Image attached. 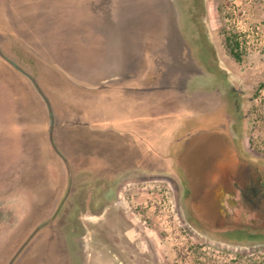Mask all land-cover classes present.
I'll return each instance as SVG.
<instances>
[{
	"label": "rangeland",
	"instance_id": "1",
	"mask_svg": "<svg viewBox=\"0 0 264 264\" xmlns=\"http://www.w3.org/2000/svg\"><path fill=\"white\" fill-rule=\"evenodd\" d=\"M192 2L0 0V264H264L246 165L194 132L231 98L242 158L264 166V0H200L204 59Z\"/></svg>",
	"mask_w": 264,
	"mask_h": 264
},
{
	"label": "flooded vegetation",
	"instance_id": "2",
	"mask_svg": "<svg viewBox=\"0 0 264 264\" xmlns=\"http://www.w3.org/2000/svg\"><path fill=\"white\" fill-rule=\"evenodd\" d=\"M230 94L233 95L231 90L228 95L230 96ZM236 103L237 101L229 98L227 102H225L224 106L218 108L211 114L203 116V118L199 120L198 129L194 130V132L195 134L200 133L202 136L199 138V143L196 146L202 149L204 155L208 154V150H215V152H211V154H213V157H215L217 165L224 164L229 166V169H235L236 165L239 167L240 164H245L247 172L246 177L248 176L249 182V192L253 197L258 196L259 200L262 202V208L264 210V173L261 171L262 166L259 163V167L256 165H251L246 163L247 160L242 158L244 151L238 140L236 131ZM187 137L188 135L186 136V139L189 143L190 138H196L197 136H193L190 133V136L188 138ZM190 199L189 205L192 206L193 202H190ZM200 199L201 190L199 193L195 192V203H193L195 208H199ZM145 245V250L150 252L151 247L148 241H146ZM137 248H139L138 245Z\"/></svg>",
	"mask_w": 264,
	"mask_h": 264
},
{
	"label": "trees",
	"instance_id": "3",
	"mask_svg": "<svg viewBox=\"0 0 264 264\" xmlns=\"http://www.w3.org/2000/svg\"><path fill=\"white\" fill-rule=\"evenodd\" d=\"M192 1L193 2L188 5L189 8L187 10H184V14H183L184 20H183L182 30L184 31L185 35L191 36L192 41L190 42V45L192 46L193 49L197 50L201 58L203 57L204 59L205 58L204 56H206L205 54L206 34L201 24V19L199 18V14L197 15L196 11H194L195 7H198L199 9V6L201 4H200V0H192ZM243 41L244 40L242 36L238 32L224 33V46L226 48V51L229 54V56L237 63H242L247 53L246 49H244V47L242 46ZM262 90H264V84L260 86L258 93ZM246 160H247L246 163L251 165H256L259 167L258 163L253 162L250 159H246ZM261 171H263L264 173V166H262ZM194 189L199 190L200 188L195 187ZM255 198L259 199L258 196H255ZM260 203L262 205L261 201Z\"/></svg>",
	"mask_w": 264,
	"mask_h": 264
},
{
	"label": "crops",
	"instance_id": "4",
	"mask_svg": "<svg viewBox=\"0 0 264 264\" xmlns=\"http://www.w3.org/2000/svg\"><path fill=\"white\" fill-rule=\"evenodd\" d=\"M150 91H153V89H149V88H147V89H145V92H150ZM159 98H157L158 100H160V103H161V105H162V108H161V110L165 113H167L168 111H166V108H167V102H162V101H165V99H166V97H168L167 95L165 96V95H163L162 93H160V95L158 96ZM168 110V109H167ZM172 111H170L169 113H171ZM183 137H185V136H183ZM182 137V138H183ZM181 137H180V139L179 138H176V142L178 141H180L181 139H182ZM179 139V140H178ZM174 142H175V140H174ZM103 195H105L104 196V198H103V207H105V208H108L109 206H112L111 205V203L109 202V201H114V196H112V197H109L108 195H109V192H106L105 194H103ZM109 200V201H108Z\"/></svg>",
	"mask_w": 264,
	"mask_h": 264
},
{
	"label": "water",
	"instance_id": "5",
	"mask_svg": "<svg viewBox=\"0 0 264 264\" xmlns=\"http://www.w3.org/2000/svg\"><path fill=\"white\" fill-rule=\"evenodd\" d=\"M14 259H15V258H13V259L11 260L10 264H12V262H13Z\"/></svg>",
	"mask_w": 264,
	"mask_h": 264
}]
</instances>
